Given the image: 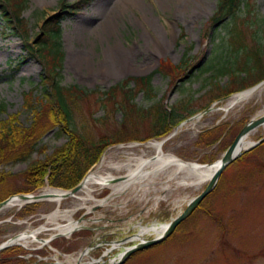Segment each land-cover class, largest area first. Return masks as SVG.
Here are the masks:
<instances>
[{
    "label": "rangeland",
    "instance_id": "374dc122",
    "mask_svg": "<svg viewBox=\"0 0 264 264\" xmlns=\"http://www.w3.org/2000/svg\"><path fill=\"white\" fill-rule=\"evenodd\" d=\"M217 2L218 0L90 1L78 13L62 21L61 47L65 51V59L59 77L60 84L77 83L80 88L92 90L97 87L106 90L118 79L143 75L153 70L161 58H169L173 63L180 60V51L186 48L191 51L190 55L197 54L195 59H199L200 53H205L204 63L210 59L214 68L230 66L231 71H218L215 78L211 76L213 72L196 74L181 82L170 96L165 94L169 89L166 83L168 76L161 75L156 83L158 93L163 94L164 104L168 107L177 106L176 103L181 98L189 95L193 97L191 103L194 107L207 103L211 95L218 92L213 82L227 85L231 76L235 75L238 80L240 74H245L241 67L248 56L236 43L235 46L229 45L226 39L229 36L222 27H217L214 32L211 28L209 34L205 32L209 24L208 17L212 16ZM57 3L58 0H29L22 16L28 21L30 39L39 31L45 16L58 11ZM240 7L238 16L242 17L251 8V15L248 17L252 20L254 29L262 35L264 0H243ZM2 27L0 19V119L17 112L20 125L28 126L33 114L24 98L26 92L40 82L42 65L29 57L23 39L5 32ZM33 90L34 97L40 96L38 88ZM135 101L137 106L143 103L139 96ZM227 102L226 99L219 101L212 110L184 122L179 131L162 145L163 150L173 152L187 162H199L202 154L210 153L218 142L209 149L197 147L194 142L198 138V131L218 124L219 120L234 123L243 115L252 117L259 114L264 107V89L261 95L250 99L248 103L246 101L226 109ZM93 108L96 109L94 116L103 113L102 109L95 106ZM119 115L116 113L114 117L119 119ZM136 127L141 136L145 137L149 133L145 125L137 124ZM102 131L105 129L94 128L95 133ZM248 135L250 141L261 138L264 135V125L253 129ZM222 136L224 137V133ZM66 138L67 135L56 126L47 130L39 139L29 158L2 163L1 170L7 176L0 181V191L5 194L24 188L23 172L30 162L44 160L56 147L63 145ZM154 153L153 148L145 145L116 144L105 148L93 168L104 157L106 164L103 171L120 175L125 170L112 169L111 162L117 163L118 160L127 159V156L143 155L147 158ZM186 174L187 172L180 171L169 177L161 172L149 183L144 180L146 184L128 187L129 190L125 189L124 193L109 198L107 204L99 203L96 210H91L87 215L91 218L83 220L86 228L72 232L68 238L65 235L59 236L56 239L58 241L53 244L57 247L63 245V250L67 253H75L83 250L99 234L106 233L108 237L116 232L130 235L138 232L140 224L151 226L157 220L163 222V219H169L180 213L187 200L200 193L208 182L191 184L190 179L195 177ZM222 174L224 179L220 185L196 206L192 215H187L174 228L171 235L161 243L136 251L122 264H264V142L245 158L228 163ZM183 178L186 183L180 182ZM92 190L96 200L109 192L98 185H94ZM77 192L82 193L80 190ZM79 202L78 198L70 196L61 201V207H76L74 218L77 220L79 210H85L78 205ZM89 202V205L98 203L92 200ZM37 204L36 211L27 216H13L15 210H18L17 205L0 209V242L22 231H32L45 223V215L55 210L58 202L41 200ZM96 223L98 226L102 225L99 228L101 230L93 226ZM51 231L44 230L37 235L48 239ZM144 237L151 236L145 233ZM35 244L29 242L26 247H35ZM28 251L35 252L34 249H27L25 253ZM44 252L42 249L40 255L45 256ZM94 253L97 254V251ZM85 258L84 256L83 259L86 260Z\"/></svg>",
    "mask_w": 264,
    "mask_h": 264
},
{
    "label": "trees",
    "instance_id": "16d2710c",
    "mask_svg": "<svg viewBox=\"0 0 264 264\" xmlns=\"http://www.w3.org/2000/svg\"><path fill=\"white\" fill-rule=\"evenodd\" d=\"M90 1L92 0H58L56 4L58 11L47 14L42 25L39 26V31L30 39L27 28L28 21L22 16L23 11L28 7L29 0H0L2 29L23 39L27 54L29 57L36 59L43 69V73L39 77L40 82L35 87H31L24 98L26 106L29 107V111L33 114L31 124L28 126L20 125L17 112L0 119V165L8 161H23L29 158L32 151L35 150L39 139L49 129L51 130L57 126L58 130L67 135V141L63 145L56 147L53 153L46 155L44 160L30 162L27 170L23 172L24 188L16 189L13 192L8 191L5 194L0 191V200H4L9 194H14L15 192H34L45 185V180L54 188L61 187L66 190L76 187L80 179L82 180L83 176L86 175L87 169L98 162L99 157H101L108 146L116 145L118 142L126 143V141L130 140L146 141L150 137L157 138L164 134L166 135L172 129V126L177 125L178 122L184 119L186 120L194 112L204 109L211 101L225 95L228 96L234 91L238 92L240 89L248 88L264 78V33L259 35L258 31L252 26L253 22L248 17L251 15V8L249 7L246 14L242 17L238 15L241 11L240 5L243 0H218L215 11L208 18L209 24L205 32L209 34L211 28L214 32L217 27L225 29L226 34L229 36L226 38L229 45L235 46L236 43L244 50L245 54H248L246 59L244 58L245 61L241 67L245 74H240L239 76L241 77L238 80L235 75L231 76L227 85L213 82L216 89L218 88L217 94L211 95L207 103L200 104L197 107H194L191 103L192 97L186 100L182 98L177 102L180 111L174 113L176 110L175 106L172 107L171 111H168L165 109L164 104H161V101H157L153 108L157 111L156 115H158V121L162 128L161 130L152 128L153 130H149L145 137L136 136L139 133L137 130L134 131V125H128L127 120L124 123L118 122L117 124L119 125L115 130L105 128L104 132L95 133V127L112 123V112L114 110L121 109L124 111L141 108L135 106L129 96L122 99L112 98L108 94H112L113 90L118 87L122 88V93H134L144 86H150V84H148L149 76L127 77L136 81L134 91L132 89H123L126 81L115 83L108 90L103 91L97 88L92 90L80 88L77 83H71V85L60 84L59 77L63 69V56L65 55L63 47H61L62 21L73 16L78 10L88 5ZM187 59L189 58L183 60L185 62L184 68L189 66L186 62ZM159 63L158 70L163 75L170 76L174 80L176 78L175 72L179 71L180 67L173 65L168 59H160ZM213 67L211 61L205 62L203 71ZM181 70L184 69L182 68ZM212 70L215 72L218 70L231 71V67L223 66V69L217 70L216 68ZM141 81H145L144 84H141ZM34 88L39 89L40 96L34 97ZM96 92L99 93L97 100L89 98ZM105 94L107 96L104 97L103 95ZM93 102L101 103L99 105L100 108L105 110L103 116L92 117L95 111L92 107ZM110 102H112V105L108 107ZM1 107L3 108V105ZM247 119H249V116L243 115L239 120H235L234 123L224 120L218 122L219 124L199 131L198 138L194 142L197 147L201 146L209 149L214 143L218 142L214 150H211L210 153L205 152L202 154L199 162L210 163L219 158L220 153L230 145L233 136L247 122ZM223 133L224 137L222 136ZM251 151H245L236 160L245 158ZM223 172H221L218 183H216V188L224 179ZM6 176V172L1 170L0 167V181H3ZM37 206V203H28L16 211L14 215L26 216L36 211ZM24 251L21 247L14 246L0 250V264H25L24 259L16 257L19 252Z\"/></svg>",
    "mask_w": 264,
    "mask_h": 264
},
{
    "label": "bare ground",
    "instance_id": "6f19581e",
    "mask_svg": "<svg viewBox=\"0 0 264 264\" xmlns=\"http://www.w3.org/2000/svg\"><path fill=\"white\" fill-rule=\"evenodd\" d=\"M264 89V82L258 87L249 88L248 91H241L238 92V94H233L231 97L228 98V102L225 106L226 109H230L233 106H238V104H243L244 102L255 98L259 95H261V92ZM264 113V107L260 110V115ZM249 135L244 136L237 145V151L244 150L247 147H251L253 140H249ZM164 142L161 141H149L145 145L146 147H151L155 150V153L151 156H148L147 158L143 155H137L135 156H127V159H121L116 160L117 163H112V169L117 170H125L124 174L116 175L113 172H107L105 173L103 171L104 165L106 164L105 158L102 157L100 163L96 166V168H91L89 173L86 175L85 178L81 180V184L79 189L81 194L79 192H69V191H62L61 189L52 187L46 188L45 191H43V194L45 196L44 199L50 200V201H56L58 202V205L55 210L52 212L46 214V221L36 229L29 231L26 230L25 232L22 231V233L16 234V236L12 239H10V242L13 243H21L23 245H27L30 241H33L37 239V233L46 231V230H52L51 234H61L68 237L70 235V232L73 230H77L78 224L75 223L74 219V213L73 211H76L77 208H67L62 209L61 207V201H64L67 197H74L78 198L80 202L78 205L86 206L88 208L89 201H96L98 203H108V199L106 198H99L95 199V196L93 194V186L97 185L101 188L104 187V189H110L112 190V194H119L121 192H125V189H128V187L131 186H138L139 184H146V182H143L144 180L151 181L154 179L153 177H157L159 173L163 172L166 173L169 177L178 174L180 171L187 172V174H192L195 178L190 179L191 184H200L201 182H206L211 178V173L214 172V170L218 166V162H214L209 165H197V162H187L185 160H182L180 157L176 156L173 152H166L163 150ZM131 146V145H130ZM131 155V154H130ZM107 157V156H106ZM186 174V175H187ZM186 178V177H185ZM187 179V178H186ZM180 181V180H179ZM181 183H186L184 178L180 181ZM149 183V182H148ZM147 186V185H146ZM100 190V189H99ZM129 190V189H128ZM98 191V190H97ZM96 192V190H95ZM33 196L26 197L25 200H31ZM19 196H14V198L8 199L4 204L3 207H13L16 203H24ZM95 202V203H96ZM97 203V204H98ZM1 208V209H2ZM165 227V224H162L161 227L155 226V224L151 225L149 228L148 226H143L141 229H139V236L143 234L146 230H153L156 232L157 235H161L163 232V228ZM43 242L47 243L46 240H43ZM62 248V247H60ZM71 256H76V254H70ZM68 256V260L71 259V256ZM116 259H112L111 261H114ZM110 261V263H111Z\"/></svg>",
    "mask_w": 264,
    "mask_h": 264
},
{
    "label": "flooded vegetation",
    "instance_id": "af4514ba",
    "mask_svg": "<svg viewBox=\"0 0 264 264\" xmlns=\"http://www.w3.org/2000/svg\"><path fill=\"white\" fill-rule=\"evenodd\" d=\"M181 58L180 60H177L176 62H172V60L170 59L169 61L175 65H177L178 67H180L179 71H176V78L175 81H169L171 80L170 77L168 78V81L166 83H168L167 85L169 86V89L166 91V95L170 96L171 93H174L177 89V87L181 84V82H185L189 77L195 76L197 75H205L206 73L203 71L204 69V62L202 61L203 59H205L206 54L205 55H201V59L199 60H195V57L197 56V54L195 53L193 54H189L191 51L189 49L184 48V50H181ZM188 53L189 56H191L192 58L189 59L187 61V63H189V66L185 67V63L183 64V62H181V60H183L184 58V54ZM158 65L156 67L153 68V70H149L148 72L143 73L144 75H150L149 79H148V84H150V86H144L143 88H140L138 91L134 92V93H122L121 92V87H118L116 89L113 90L112 94H108V96L112 97V98H122L124 99L125 97H130V100L135 104L136 101L135 99L137 98V96H139L140 100L143 102L140 105V109H127V110H121V109H117L114 110V112H112V123L111 124H106L104 126H100V128H102L103 130L105 128H109V129H113L115 130L119 124H117L118 122H125V120H127L128 125H134V131L137 130V132L139 134H141L139 132V129L136 127V125H145L147 126V131L149 130H153L152 128L158 129L161 127L160 122L158 121V115H156L157 111L156 109L154 110L153 105L155 104L156 101L161 100L163 94L162 93H158L159 90L157 88V82H159L160 80V76L163 75L160 71L157 70ZM185 69V71H181V69ZM178 72H180V75L178 74ZM156 75V76H155ZM118 81H126V83L123 85V89H132L133 91L135 90L136 84H135V80L133 79H129V78H123V79H119ZM145 82V81H144ZM144 82H140L141 84H144ZM113 84H111L112 86ZM98 94H94L93 96H97ZM104 97L107 96V94L103 95ZM102 96V97H103ZM156 98H158V100H156ZM149 102V103H148ZM112 105V102H110L108 104V107ZM135 106H137L135 104ZM155 106V105H154ZM119 113V119H116V117H114V114ZM154 122V124H153ZM158 123V124H157ZM115 124V125H114ZM136 135V136H141V135Z\"/></svg>",
    "mask_w": 264,
    "mask_h": 264
},
{
    "label": "water",
    "instance_id": "95a60500",
    "mask_svg": "<svg viewBox=\"0 0 264 264\" xmlns=\"http://www.w3.org/2000/svg\"><path fill=\"white\" fill-rule=\"evenodd\" d=\"M264 82V79L259 81L258 84H255L249 88H253V87H258V85L262 84ZM248 88V89H249ZM212 107H209V109H211ZM264 124V113L261 114L259 117H251L249 118L248 122H246V124L238 131L239 133L236 134V136L234 137V139L230 142V146L226 148L225 151L222 152V156L220 157V160L216 161L218 162V166L217 168L214 170V172L211 173V178L208 180V182L205 184L204 189L201 191V193L195 194L191 197V199L187 202V204L184 206L185 208L181 211L180 214L172 217L171 221H169L166 224V227H164L163 232L161 235H156L155 237H151V239H144L141 242H137L135 244H133L130 248L125 249L121 256L120 260H116L115 262H112L111 264H122L123 261L129 256L131 255L133 252H135L136 250H142L143 248H147V247H151L152 245L158 243V242H162V239L171 235L174 227L177 226V224L180 222H182V220L189 214L192 213V211L194 210L195 206L198 205L199 203L202 202L203 198L205 197L206 194H210L213 190V188L216 186L215 184L218 181L219 175L222 172V170L225 168L226 165H228V163H230L231 161H233L236 157L241 155V151H237V145L239 143V141L246 135L250 134V132L257 128L260 127V125ZM177 131V127L174 128V130L171 133L167 134V137L165 136L164 138H162L160 141L164 142L167 141V139L173 134L176 133ZM264 139V135L261 137V139L255 140L253 141L251 147L261 143V141ZM251 147H247L244 150H250ZM214 163V162H213ZM211 164V163H210ZM207 163H200L197 165H209ZM80 184H77L76 187L71 188L70 190H68L69 192L73 193L76 192L77 189H79ZM39 196V195H37ZM7 199H4V201H0V207L3 206V204L6 202ZM10 239H7L5 242L3 241L0 244V249H2L3 247L6 248L7 245L11 244L12 242L9 241ZM59 264H63V263H59ZM110 264V263H107Z\"/></svg>",
    "mask_w": 264,
    "mask_h": 264
}]
</instances>
